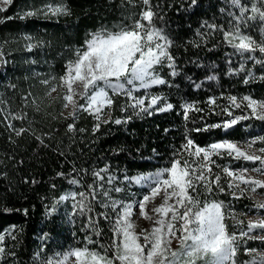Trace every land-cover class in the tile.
Returning a JSON list of instances; mask_svg holds the SVG:
<instances>
[{"label":"trees","instance_id":"trees-1","mask_svg":"<svg viewBox=\"0 0 264 264\" xmlns=\"http://www.w3.org/2000/svg\"><path fill=\"white\" fill-rule=\"evenodd\" d=\"M190 2L151 0L153 11L157 13L153 23L173 41L169 51L175 57L177 72L173 77L171 69H159L168 84L156 86L152 91L172 103L173 110L152 116H133L120 125L103 124L95 133V121L86 113H81L76 121L77 131H67L72 120L66 119L68 114L62 107L63 89L58 86V78L64 64L74 57V50L83 45L90 33L101 28L115 31L117 26H127L139 19L144 7L140 0L132 3L128 0H14L6 11L0 12V52L3 53L0 58V100L4 101L0 104V235L4 236L0 247L5 249L0 264H41L56 252L81 246L88 235L100 244L110 243V225L106 221L102 218L99 221L102 229L99 236L91 234L87 215L78 214L79 209L73 207L75 201L60 198L69 191H87V185L92 183V171L107 165V174L116 177L113 187L124 189L120 193L112 192V197L131 200L137 189L129 185L125 177L166 165L174 148L183 142L187 129L232 119L221 111L230 107L229 96L235 95L238 103L244 95L264 99V80H250L245 84L246 73L230 74V69L238 66L239 58L232 57L233 63H227L232 49L223 43L221 32L213 33L207 27L211 24L227 27V11L238 10L231 8L230 0H197L192 7ZM243 2L250 5L256 0ZM48 4L54 7L63 4L69 11L59 16L46 17L37 13L20 18L23 11L40 9ZM251 35L261 39L258 31L251 30ZM25 36L33 39L28 41ZM30 42L36 45L31 52L26 47ZM256 55L261 54L257 52ZM248 67L253 68L251 62ZM253 70L257 75L264 73L260 65H255ZM209 75H215L216 79H207ZM44 80L49 83H41ZM54 85L57 90L49 95ZM25 96L27 102L23 100ZM209 98H215L216 104L210 105ZM186 102L192 103L194 109H202L190 111L188 121L183 119L182 105ZM124 104L125 98H114L113 120L131 114L130 110L121 112ZM230 110L234 116L240 115L244 105ZM9 113H26L27 118L5 119ZM8 123L29 131L16 136L8 129ZM81 128L85 131H78ZM263 134L264 121L254 119L241 121L228 132L222 128H208L190 133L201 146L224 138L242 141ZM256 146L264 145L258 141ZM213 159L221 165L228 163L227 158ZM241 163L236 162L233 167L238 168ZM213 170L220 171L218 168ZM70 179H76L80 184L70 185ZM221 182H224L223 177ZM217 198L229 200L226 194ZM252 202L241 199L234 202V206L239 212ZM101 211L104 210L96 204L91 215ZM239 219L244 221L241 226H246L248 216H239ZM228 223L231 225L232 221ZM247 246L261 247L258 241H249ZM89 247L96 248L97 244ZM237 259H249L243 248Z\"/></svg>","mask_w":264,"mask_h":264},{"label":"snow or ice","instance_id":"snow-or-ice-1","mask_svg":"<svg viewBox=\"0 0 264 264\" xmlns=\"http://www.w3.org/2000/svg\"><path fill=\"white\" fill-rule=\"evenodd\" d=\"M13 2L0 0V12L6 11ZM140 2L144 7L139 19L127 26H117L115 31L101 28L90 33L83 45L74 50V57L64 64L58 86L63 89V109H72L66 117L72 120L67 125L68 132L77 131L76 121L81 113L93 118L95 133L103 124L120 125L133 116H152L173 110L172 103L152 91L156 86L168 84L161 77L159 68L166 67L171 69V76L177 75L175 57L169 51L173 41L153 23L157 13L153 11L151 0ZM196 4L197 0H191L189 6ZM230 6L238 11H227V27L215 24L207 27L213 33L221 32L223 43L232 49L227 63H233L232 57L239 58L238 66L230 69V74L246 73L245 84L250 80H264V73L257 75L253 70L255 65L264 68V0H256L250 5L243 0H230ZM68 11L63 4L56 7L48 4L40 9L23 11L20 18L37 13L46 17L59 16ZM251 30L258 31L261 39H255ZM25 39L31 41L33 38L25 36ZM35 46L31 42L26 45L29 52ZM257 52L261 55L257 56ZM2 56L0 52V58ZM249 62L253 68L248 67ZM207 79L215 80L216 76L209 75ZM195 86L200 87L199 84ZM56 90L54 85L49 95ZM116 96L125 98L121 112L130 110L131 114L113 120L112 106ZM27 99V96L23 97L25 102ZM227 99L230 107L221 111L232 119L203 128L187 129L183 142L174 148L166 165L134 177H125V181L137 189L136 193H132L133 199L125 201L112 197V192L120 193L124 189L113 187L116 177L107 174V165L92 171L93 179L87 185V191H69L62 196L61 200L75 201L73 207L79 209V215H87L91 234L99 236L102 231L99 221L101 218L106 221L110 225V243L100 244L88 235L81 246H70L56 252L42 260L41 264H264V201L254 199L256 196L264 198V192L258 191L264 189V179L257 178L264 177V155L256 154H264V146L253 151L258 141L264 145V135L242 141L224 138L204 146L197 144L190 135L208 128H222L228 132L241 121H264V99L251 95H244L239 103L235 95ZM161 101L163 103H159ZM3 103L0 100V104ZM208 103L215 105L216 99L209 98ZM242 104L244 110L234 116L230 109L241 108ZM182 109L185 121H188L190 111H202L187 102ZM9 117L11 120H25L27 114L9 113L5 119ZM7 127L16 136L29 131L24 127L16 128L12 123H8ZM37 139L43 143L40 137ZM213 157L227 158L228 163L218 164ZM241 161L245 163L238 168L233 167L234 163ZM214 168L220 171L214 172ZM68 183L73 186L80 184L76 179H70ZM222 194L228 195L229 200L217 198ZM241 199L253 202L237 212L234 202ZM96 204L104 211L91 215ZM239 216L249 217L246 226H241L244 221ZM252 216L259 218L253 219ZM141 219L148 221L149 227L137 231V223ZM228 221H232L231 225ZM3 239L4 236L0 235V242ZM249 241H258L261 247L249 248ZM91 244H97V247L90 248ZM241 248L249 256L248 260L237 259ZM4 254L5 249L0 247V258Z\"/></svg>","mask_w":264,"mask_h":264},{"label":"rangeland","instance_id":"rangeland-1","mask_svg":"<svg viewBox=\"0 0 264 264\" xmlns=\"http://www.w3.org/2000/svg\"><path fill=\"white\" fill-rule=\"evenodd\" d=\"M52 6H53V5H52ZM53 7H54V6H53ZM164 68H165V67H162V68H159V69H164ZM81 102H82V101H81ZM69 111H70V109L65 110V113L68 114ZM263 135H264V134H263ZM259 147H261V146H256V145H254V146H253V151H255V149H257V148H259ZM256 154L264 155V154H261V153H256ZM242 162H243V161H242ZM243 163H245V162H243ZM248 164H249V166H250V162H248ZM251 175L256 176V174H254V173H252ZM257 178H259V179H264V177H259V176H257ZM258 191L264 192V189H260V190H258ZM254 199H255L256 201H264V198H261V197H259V196L254 197ZM156 202L159 203V199H157ZM150 207H151V205H149V208H150ZM252 218H253V219H258L259 216H252ZM248 219H249V217H248ZM148 227H149V222H148V221H145V220H143V219L139 220L138 223H137V231H139L141 228H148ZM173 247H176V245L173 244Z\"/></svg>","mask_w":264,"mask_h":264},{"label":"clouds","instance_id":"clouds-1","mask_svg":"<svg viewBox=\"0 0 264 264\" xmlns=\"http://www.w3.org/2000/svg\"><path fill=\"white\" fill-rule=\"evenodd\" d=\"M70 111H72V109H70Z\"/></svg>","mask_w":264,"mask_h":264}]
</instances>
